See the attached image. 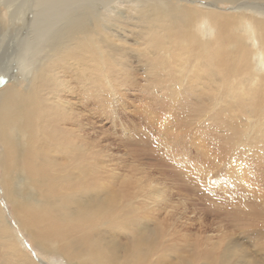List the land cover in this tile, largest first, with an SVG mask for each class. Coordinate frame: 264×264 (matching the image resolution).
Instances as JSON below:
<instances>
[{"label":"bare ground","instance_id":"obj_1","mask_svg":"<svg viewBox=\"0 0 264 264\" xmlns=\"http://www.w3.org/2000/svg\"><path fill=\"white\" fill-rule=\"evenodd\" d=\"M123 89L261 171L264 0H0V264H206L87 131ZM220 241L211 264L236 255Z\"/></svg>","mask_w":264,"mask_h":264},{"label":"rangeland","instance_id":"obj_2","mask_svg":"<svg viewBox=\"0 0 264 264\" xmlns=\"http://www.w3.org/2000/svg\"><path fill=\"white\" fill-rule=\"evenodd\" d=\"M119 92L113 103L104 104L101 115L88 112L87 131L90 136L99 133L107 154L103 164L109 157L120 179L145 175L161 190L165 213L185 234L184 254L198 241L199 261L211 264L204 253L221 254L217 247L224 239L236 253L229 264H264V169L245 168L244 159L235 160L229 175L225 160L220 163L231 145L224 134L213 128L198 136L191 130L194 124L183 128L178 112V119L167 113L169 106L156 107L136 89ZM236 148H229L232 163ZM21 240L29 246L27 238Z\"/></svg>","mask_w":264,"mask_h":264}]
</instances>
